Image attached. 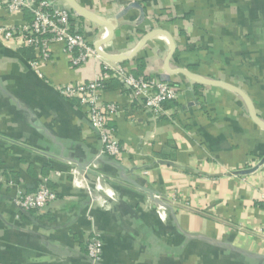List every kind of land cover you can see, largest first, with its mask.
Here are the masks:
<instances>
[{
	"label": "crops",
	"instance_id": "1",
	"mask_svg": "<svg viewBox=\"0 0 264 264\" xmlns=\"http://www.w3.org/2000/svg\"><path fill=\"white\" fill-rule=\"evenodd\" d=\"M77 1L112 27L105 53L129 54L145 35L166 32L176 46L171 70L240 88L264 121V0ZM25 15L0 9V30L19 29ZM72 24L93 48L107 35L76 15ZM3 40L0 179L12 186L0 182V264H88L94 234L102 264H264V131L237 95L166 72L170 43L161 35L120 64L96 57L73 67L53 43L37 70L19 36ZM107 64L181 92L155 120L118 78L107 80L102 101L121 108L111 125L118 158L99 156L86 108L57 90L95 80ZM78 166L91 171L87 181ZM44 183L57 200L18 212V191Z\"/></svg>",
	"mask_w": 264,
	"mask_h": 264
},
{
	"label": "built area",
	"instance_id": "2",
	"mask_svg": "<svg viewBox=\"0 0 264 264\" xmlns=\"http://www.w3.org/2000/svg\"><path fill=\"white\" fill-rule=\"evenodd\" d=\"M0 9L6 10L9 14L23 13L24 10H30L33 14L31 23L24 24L17 30H0V37H4L3 41L6 42L19 36L26 47L33 48L39 56V60L30 62L34 70H37L39 61L49 60L50 45L53 43L63 44L64 52L73 67L100 57L85 36L75 31L72 24L75 14L67 7H58L49 1H41L34 7L29 0H0ZM110 77L118 78L132 96L141 101L145 111L155 120L167 115L164 104L168 101L177 102L181 92L169 83L145 79L142 76L136 77L123 67L112 68L108 64L103 73L93 81L58 86L57 90L61 97L77 100L86 108L88 121L100 136L102 150L99 156L118 158L122 155V147L111 125L121 108L116 104L104 103L101 96ZM81 173L86 181L91 177L88 167ZM262 198L264 200V196ZM56 200L57 194L44 183L33 193L18 191L14 205L20 213L42 212ZM103 250L102 237L99 234L92 235L87 244L88 264H102Z\"/></svg>",
	"mask_w": 264,
	"mask_h": 264
},
{
	"label": "water",
	"instance_id": "3",
	"mask_svg": "<svg viewBox=\"0 0 264 264\" xmlns=\"http://www.w3.org/2000/svg\"><path fill=\"white\" fill-rule=\"evenodd\" d=\"M63 1H64L65 5L76 16L83 18V19H85V20H87L93 24H96L98 26H102V27L106 28L107 35L105 36V38L99 40L94 45V49L97 52V54L100 57L104 58L106 61L113 62L116 64L126 62V61L130 60L131 58H133L134 56H136L146 46V44L150 40H152L153 38H155L156 36H159V35L164 36L168 39V41L170 43V53H169V56L165 62L166 72H168L169 74H180V75L184 76L186 79H188L189 81H191L192 83L200 85V86L222 89V90H226V91H229V92L237 95L246 105L252 122L256 126H258L261 130L264 131V121L258 116L251 98L244 91H242L240 88H238L232 84L226 83V82H221V81L203 78V77L198 76L196 74H193V73H191L185 69H181V68H178L175 70L170 69V61H171V59L175 53L176 46H175V43H174L172 37L168 33L163 32V31H159V30L153 31V32L145 35L142 38V40L139 42L137 47L134 50H132L129 54L113 56V55L105 53L102 49L103 44H105L107 41H109L112 34H113V29L110 26V24H108L106 21L98 18L94 13L86 10L84 7H82L80 5V3L77 0H63ZM79 167H80L79 168L80 171H82L84 169L82 166H79Z\"/></svg>",
	"mask_w": 264,
	"mask_h": 264
},
{
	"label": "trees",
	"instance_id": "4",
	"mask_svg": "<svg viewBox=\"0 0 264 264\" xmlns=\"http://www.w3.org/2000/svg\"><path fill=\"white\" fill-rule=\"evenodd\" d=\"M67 7V6H66ZM68 8V7H67ZM69 9V8H68ZM24 14H26L25 16L26 17H29L28 19H27V21H28V23H31L32 21H33V14L32 13H30L28 10H24ZM29 14V15H28ZM21 53H22V55L24 56V58L25 59H27V61H29V62H34V61H36L38 58H37V56H38V54L36 53V51L33 49V48H29V47H27V49H24V50H22V51H20ZM134 75L136 76V77H140V75L137 73V71L134 73ZM146 79V78H145ZM172 87H175L176 88V86L175 85H173V84H170ZM197 88H202V86H200V85H197ZM175 106H177V104H176V102H173V101H168V102H166L165 104H164V108H165V110H167V109H169V108H171V107H175ZM162 118H165L164 116L163 117H161V119ZM34 212H36V211H34Z\"/></svg>",
	"mask_w": 264,
	"mask_h": 264
},
{
	"label": "rangeland",
	"instance_id": "5",
	"mask_svg": "<svg viewBox=\"0 0 264 264\" xmlns=\"http://www.w3.org/2000/svg\"><path fill=\"white\" fill-rule=\"evenodd\" d=\"M0 182H2L3 184H4V183H8L9 186H12V183L8 182V179H5V178H2V177H1Z\"/></svg>",
	"mask_w": 264,
	"mask_h": 264
},
{
	"label": "bare ground",
	"instance_id": "6",
	"mask_svg": "<svg viewBox=\"0 0 264 264\" xmlns=\"http://www.w3.org/2000/svg\"><path fill=\"white\" fill-rule=\"evenodd\" d=\"M103 34H105V32H104ZM105 35H106V34H105ZM105 35H104V36H105Z\"/></svg>",
	"mask_w": 264,
	"mask_h": 264
}]
</instances>
